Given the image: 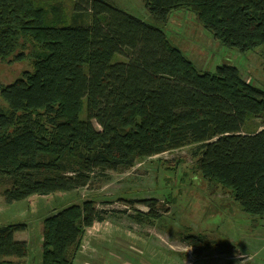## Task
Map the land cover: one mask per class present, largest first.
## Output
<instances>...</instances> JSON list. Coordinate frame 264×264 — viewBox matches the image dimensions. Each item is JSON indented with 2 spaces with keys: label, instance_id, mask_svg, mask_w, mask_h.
<instances>
[{
  "label": "trees",
  "instance_id": "16d2710c",
  "mask_svg": "<svg viewBox=\"0 0 264 264\" xmlns=\"http://www.w3.org/2000/svg\"><path fill=\"white\" fill-rule=\"evenodd\" d=\"M0 0V61L33 51L34 73L0 83V187L6 204L89 188L94 178L198 145L196 168L243 213L264 219V90L223 64L199 71L159 27L105 0ZM160 25L186 10L229 49L264 50V0H143ZM123 58L124 60H116ZM257 121L255 128L248 125ZM95 122L100 130L93 125ZM249 126V128H248ZM254 128V129H253ZM161 217L154 199L129 201ZM104 222L95 201L51 214L41 229V264H75L86 231ZM26 225L0 227V264H22ZM183 243L216 244L188 230ZM222 253L233 254L229 245ZM198 255V254H196Z\"/></svg>",
  "mask_w": 264,
  "mask_h": 264
},
{
  "label": "rangeland",
  "instance_id": "374dc122",
  "mask_svg": "<svg viewBox=\"0 0 264 264\" xmlns=\"http://www.w3.org/2000/svg\"><path fill=\"white\" fill-rule=\"evenodd\" d=\"M105 1L162 29L170 43L199 71L214 73L223 64L233 65L244 80L264 90V50L256 54L227 48L186 10L173 12L163 26L150 17L143 0ZM72 5L71 0L46 4L49 10L53 6L61 10L49 13L48 22H59L61 14L68 19ZM32 51L28 47L27 58L21 61L15 60L18 54L0 61L1 84L8 86L25 73H34ZM0 106H5L1 97ZM255 123L248 125L254 127ZM93 125L100 130L95 122ZM197 148L198 145H189L138 162L129 171L97 176L89 188L69 193L6 204L0 187V227L26 225L23 232L15 235L16 240L28 245V256L21 263L41 264L45 218L92 200L104 222L86 231L75 264H264V219L243 213L228 192L211 188L203 180L196 168ZM149 199L158 201L161 218L140 225L133 217L148 208L138 203L130 206L128 202ZM189 229L216 245L201 249L184 244L182 239ZM223 244L235 253H222Z\"/></svg>",
  "mask_w": 264,
  "mask_h": 264
},
{
  "label": "crops",
  "instance_id": "0c3cea01",
  "mask_svg": "<svg viewBox=\"0 0 264 264\" xmlns=\"http://www.w3.org/2000/svg\"><path fill=\"white\" fill-rule=\"evenodd\" d=\"M257 53H259V51H257L256 54H257ZM20 241H23V240H20ZM24 242H26V241H24Z\"/></svg>",
  "mask_w": 264,
  "mask_h": 264
}]
</instances>
